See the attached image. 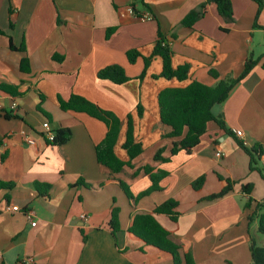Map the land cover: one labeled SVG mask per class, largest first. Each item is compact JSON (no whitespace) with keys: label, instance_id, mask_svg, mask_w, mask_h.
Segmentation results:
<instances>
[{"label":"crops","instance_id":"0c3cea01","mask_svg":"<svg viewBox=\"0 0 264 264\" xmlns=\"http://www.w3.org/2000/svg\"><path fill=\"white\" fill-rule=\"evenodd\" d=\"M202 1L0 0V179L15 183L11 189H0V263L173 264L170 252L147 244L129 227L136 213L153 212L174 198L177 221L161 212L155 217L182 243L181 264H186L184 250L191 251L196 264H254L251 238L264 246L258 217L249 220L256 203L264 201V56L213 107L229 128L243 130L247 146L263 147L260 171L250 169V156L215 122L190 152L180 150L166 162L154 160L161 147L169 156L172 145L166 136L171 126L160 119V90L186 86L193 79L215 85L221 78L237 76L251 52L254 57L264 55V6L259 26L254 25L258 8L254 0H232L231 20L209 3L193 26L183 24ZM131 5L154 17L139 19L129 12ZM159 29L173 50V66L190 64L187 79L154 77L163 66L159 55L152 57L143 79L138 78ZM10 40L16 48H11ZM22 45L25 49L19 50ZM133 48L141 55L131 63L126 52ZM24 57L29 71L21 69ZM113 63L122 65L131 79L117 84L97 77L99 69ZM211 68L219 72L218 78L210 74ZM72 94L121 118L114 150L125 161L130 158L123 147L127 114L132 113L134 134L143 146L133 167L114 173L98 162L96 145L107 126L86 112L63 110L59 97ZM45 121L52 129L69 127L70 139L49 143ZM147 163L168 175L161 180V189L135 201L121 181L134 195L148 188L149 175L143 170L133 175ZM202 174L203 186L193 188L192 181ZM219 175L236 184L225 195L209 199L223 186ZM36 182L49 183L48 192L41 193ZM243 182L251 183L249 193L242 191ZM249 199L251 208L245 206ZM8 205L19 210H8ZM114 206L120 208L117 231L109 223Z\"/></svg>","mask_w":264,"mask_h":264},{"label":"trees","instance_id":"16d2710c","mask_svg":"<svg viewBox=\"0 0 264 264\" xmlns=\"http://www.w3.org/2000/svg\"><path fill=\"white\" fill-rule=\"evenodd\" d=\"M258 4L255 26H259L258 18L264 6V0H254ZM209 3H215L219 14L225 17L227 20L233 18V6L232 0H204L195 9H192L183 19V24L191 27L193 24L205 14L207 5ZM135 9L134 5H132ZM136 12H138L136 10ZM154 17V16H153ZM264 28V27H263ZM109 30H113L112 28ZM2 31L0 30V33ZM165 35L158 30V38L155 42L153 52L150 56L144 57L145 67L142 73L138 76L140 80L143 79L146 68L151 59L155 55H159L162 58L163 66L160 74H154V77L164 76L166 78L176 77L179 80L187 79L189 76L190 64L184 63L177 67L173 66L172 56L173 50L170 45L165 41ZM11 48H16L10 40ZM24 45L19 50H24ZM128 60L134 63L141 55L138 49H129L127 52ZM254 57L251 52L246 58L242 71L235 77L221 78L215 85L205 84L197 79H193L186 86H168L160 90L158 93V103L160 108V119L163 123L171 126V130L166 134L167 137L172 138V145L170 148V155L164 156V147H161L154 154V160H160L163 162L169 161L171 155L178 153L180 150L190 152L194 146L200 143L201 137L208 131L210 122H215L221 129L228 135L232 136L237 145L241 147L250 156V169H257L260 171V167L257 166L258 157L263 151L261 145L247 146V144L240 139L234 131L226 125L222 116H218L213 112V107L216 104L223 102L229 95L231 89L236 83L246 77L250 71L257 65L260 58ZM264 66V64H263ZM29 61L27 57H24L21 61V69L23 71H29ZM210 74L218 78L219 72L211 68ZM97 77L101 79H108L114 83L121 84L131 78L126 74L125 69L118 63L106 65L98 70ZM59 104L63 110H75L83 111L89 115L103 121L107 126V131L104 138L96 145L97 160L101 165L109 168L112 172H120L125 169V166L133 167L132 160L143 151L142 143L136 140L134 134V123L132 113L127 114V134L126 140L123 143V147L129 154V160H122L117 156L114 150V145L119 135L122 120L113 111L101 107L99 104L91 101L90 99L78 95L72 94L68 99L59 97ZM138 115L143 114V108L139 102L137 105ZM54 131L53 140H48L53 145L63 144L67 142L71 137V129L66 126H58ZM141 170L145 174L149 175L151 185L140 191L137 195H134L129 184L125 181H121V186L126 192L128 197L134 198L135 201L141 197L151 193L154 190L161 189V180L168 175V171L162 168H155L150 163L144 164L138 168L133 175H137ZM206 176L204 174L198 176L192 181V186L195 189H200ZM219 179L223 181V186L220 190L208 195L209 199L221 197L231 191L236 181L219 175ZM15 183L0 179L1 188H13ZM35 187L41 192H48L50 187L49 183L41 184L35 183ZM251 183H241L242 191L250 192ZM252 200L246 201L245 206L251 208ZM178 201L174 198H169L160 204H158L153 212L148 213H136L132 218L129 232L134 236L141 238L147 244H152L159 247L161 250L168 251L173 255V264H181L182 257L179 250L183 247L182 243L176 240L170 230L165 228L155 217V213H166L172 220L177 221L178 212L176 210ZM264 201H258L256 206L249 214V220L258 217L259 231L264 233ZM118 206H114L112 209V215L110 225L113 231H117L120 228ZM250 249L254 264H264V246L259 245L251 238ZM184 260L186 264H196L193 259L191 251L184 250ZM5 264V263H0Z\"/></svg>","mask_w":264,"mask_h":264},{"label":"built area","instance_id":"2783aa9c","mask_svg":"<svg viewBox=\"0 0 264 264\" xmlns=\"http://www.w3.org/2000/svg\"><path fill=\"white\" fill-rule=\"evenodd\" d=\"M128 10L131 13H135L137 15V17L139 19H141V20H148V19H152L153 18V14L149 10H146L144 12H136L132 5L128 7ZM2 107H3V105H2V103L0 101V108H2ZM15 108H16V102L12 103V105H11V111H13ZM43 125H44V128L46 130L47 139L48 140H53V138H54V131L51 128L49 122L48 121H45L43 123ZM233 131H234V133L240 139L243 138V135H244L243 130H241V129H234ZM29 141L32 142V140H29ZM217 154L220 155V152H217ZM7 209L8 210H19V206H17V205H8L7 206ZM82 218L87 219V215L82 214ZM0 255H1V249H0Z\"/></svg>","mask_w":264,"mask_h":264},{"label":"rangeland","instance_id":"374dc122","mask_svg":"<svg viewBox=\"0 0 264 264\" xmlns=\"http://www.w3.org/2000/svg\"><path fill=\"white\" fill-rule=\"evenodd\" d=\"M217 108V107H216ZM214 175H215V173H214Z\"/></svg>","mask_w":264,"mask_h":264}]
</instances>
